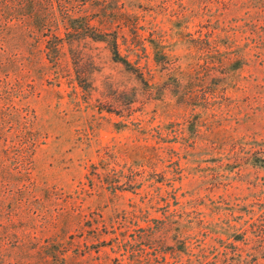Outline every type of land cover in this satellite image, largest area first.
Returning a JSON list of instances; mask_svg holds the SVG:
<instances>
[{
  "label": "rangeland",
  "instance_id": "374dc122",
  "mask_svg": "<svg viewBox=\"0 0 264 264\" xmlns=\"http://www.w3.org/2000/svg\"><path fill=\"white\" fill-rule=\"evenodd\" d=\"M0 264H264V0H0Z\"/></svg>",
  "mask_w": 264,
  "mask_h": 264
},
{
  "label": "trees",
  "instance_id": "16d2710c",
  "mask_svg": "<svg viewBox=\"0 0 264 264\" xmlns=\"http://www.w3.org/2000/svg\"><path fill=\"white\" fill-rule=\"evenodd\" d=\"M7 1H11L12 3L15 2V0H5V3H7ZM30 1V0H29ZM37 0H34V3L36 2ZM86 26V25H84ZM87 27H84L80 29V31H83L85 30ZM77 29V27H75V30ZM90 34V33H89ZM113 54H115V56H118V51H117V48H116V42L114 41V48H113ZM123 63L125 64H128V62L125 60V59H121Z\"/></svg>",
  "mask_w": 264,
  "mask_h": 264
}]
</instances>
